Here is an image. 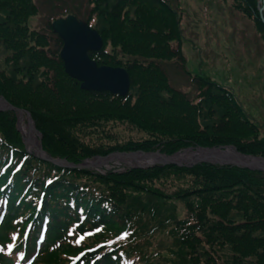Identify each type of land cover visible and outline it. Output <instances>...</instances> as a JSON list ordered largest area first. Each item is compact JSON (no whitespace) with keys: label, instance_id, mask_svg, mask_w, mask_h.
Instances as JSON below:
<instances>
[{"label":"trees","instance_id":"obj_1","mask_svg":"<svg viewBox=\"0 0 264 264\" xmlns=\"http://www.w3.org/2000/svg\"><path fill=\"white\" fill-rule=\"evenodd\" d=\"M173 1L89 0L85 21L104 40L89 55L128 71L122 98L84 91L66 74L55 19L41 31L28 24L40 12L36 0H0V96L31 113L53 158L77 165L194 146L264 158V125L233 91L200 75L193 98L171 86L161 61L186 69ZM260 1L231 4L264 43ZM21 256L36 257L32 264H264V173L210 163L66 169L30 154L16 115L0 112V261Z\"/></svg>","mask_w":264,"mask_h":264},{"label":"rangeland","instance_id":"obj_2","mask_svg":"<svg viewBox=\"0 0 264 264\" xmlns=\"http://www.w3.org/2000/svg\"><path fill=\"white\" fill-rule=\"evenodd\" d=\"M184 39L181 49L186 68L194 76H207L234 91L249 118L264 125V45L246 17L232 8L231 0H176ZM40 13L30 18L31 29L43 30L49 19L76 15L85 21L91 10L89 0H36ZM177 3L175 4V6ZM174 47L179 43L174 42ZM171 86L193 98L196 88L191 77L173 61L163 62ZM25 125L27 118L24 116ZM264 137V127H261ZM125 138H142L139 132L120 131ZM36 151L35 146L31 147ZM154 156H130L92 168L123 169L128 163H144ZM215 162V161H213ZM89 169V168H88ZM90 170V169H89Z\"/></svg>","mask_w":264,"mask_h":264},{"label":"water","instance_id":"obj_3","mask_svg":"<svg viewBox=\"0 0 264 264\" xmlns=\"http://www.w3.org/2000/svg\"><path fill=\"white\" fill-rule=\"evenodd\" d=\"M264 12V7L261 13ZM53 30L63 40L64 45L61 51V58L65 65L66 73L73 79L81 83V89L93 92H110L113 95L126 97L129 93L131 82L127 70L123 68H113L109 66H99L97 62L91 59L89 52H98L103 47V39L99 33L88 26L87 23L78 20L77 17L70 15L66 18H61L53 22ZM0 103L6 108H0L2 113H15L18 118V130L21 132L27 150L31 152L27 142L25 132L21 126V119L24 115L27 117V125H34L32 115L28 111L18 109L11 105L5 98L0 97ZM34 131L38 136L35 138L36 156L42 160L48 161L58 166L68 167L73 169L88 170L92 161H97L99 164H106L111 161L125 160L130 156L147 157L154 156V160H148L144 163H128L127 167L133 169H149L156 166L177 165L192 167L198 163H212L219 165L237 166L243 169L264 172V158L254 155H246L237 150L234 146L203 148L198 147L193 150L196 156L205 153H213L221 151L226 154H231L233 160L240 159L245 163H236L235 161L220 162L208 159L201 160H179L178 156L182 152L171 156L161 154L160 152H116L105 156H97L93 159H87L79 165L70 164L65 160L54 159L47 152L41 133L34 125ZM185 150V151H187ZM195 150V151H194ZM97 163V164H98ZM96 164V165H97ZM98 166V165H97Z\"/></svg>","mask_w":264,"mask_h":264},{"label":"bare ground","instance_id":"obj_4","mask_svg":"<svg viewBox=\"0 0 264 264\" xmlns=\"http://www.w3.org/2000/svg\"><path fill=\"white\" fill-rule=\"evenodd\" d=\"M0 108H6L4 105H2L0 103ZM21 126L23 127V130L25 132L26 135V139L27 142L29 144V146L33 147L34 144H36V140H35V131H34V125H25V119L22 118L21 119ZM231 154H226L223 153L221 151H215L213 153H205V154H200L198 156H196L195 153H193L192 150H188L184 153H182L180 156H178L179 160H201V159H208V160H213V161H220V162H229L231 161H235L236 163H245L244 161L237 159V160H233L231 158ZM97 161H92L89 165V167H97Z\"/></svg>","mask_w":264,"mask_h":264}]
</instances>
